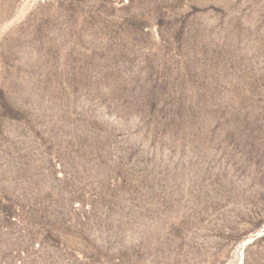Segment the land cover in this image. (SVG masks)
I'll return each instance as SVG.
<instances>
[{"label": "rangeland", "instance_id": "rangeland-1", "mask_svg": "<svg viewBox=\"0 0 264 264\" xmlns=\"http://www.w3.org/2000/svg\"><path fill=\"white\" fill-rule=\"evenodd\" d=\"M0 264H264V0H0Z\"/></svg>", "mask_w": 264, "mask_h": 264}]
</instances>
